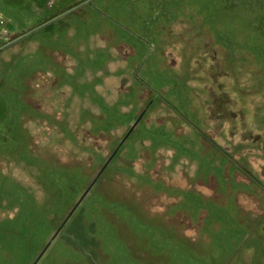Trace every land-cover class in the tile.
Returning <instances> with one entry per match:
<instances>
[{"label": "rangeland", "instance_id": "1", "mask_svg": "<svg viewBox=\"0 0 264 264\" xmlns=\"http://www.w3.org/2000/svg\"><path fill=\"white\" fill-rule=\"evenodd\" d=\"M0 13V264H264V0Z\"/></svg>", "mask_w": 264, "mask_h": 264}, {"label": "water", "instance_id": "2", "mask_svg": "<svg viewBox=\"0 0 264 264\" xmlns=\"http://www.w3.org/2000/svg\"><path fill=\"white\" fill-rule=\"evenodd\" d=\"M140 122V119L138 121H136V123L130 128V130L128 131V133L126 134V136L123 138L122 142L119 144V146L117 147V149L113 152V154L111 155V157L109 158V160L106 162L105 166L101 169L100 173L98 174V176L96 177V180L94 183H96L99 178L101 177V175L103 174L104 170L108 167V165L110 164V162L112 161V159L115 157V155L117 154V152L120 150V148L123 146V144L125 143V141L128 139V137L130 136V134L133 132V130L136 128V126L138 125V123ZM94 183L89 187V189L86 191L85 195L83 196V198L80 200V202L78 203V205L82 202V200L85 198V196L88 194V192L91 190V188L93 187ZM70 217V216H69ZM69 217L67 218L66 222L68 221ZM65 222V223H66ZM59 232H57L53 238L51 239L50 243L48 244L47 248L50 246V244L56 239V237L58 236ZM47 248L45 249V251L47 250ZM45 251L42 253V255L45 253ZM41 255V256H42Z\"/></svg>", "mask_w": 264, "mask_h": 264}, {"label": "built area", "instance_id": "3", "mask_svg": "<svg viewBox=\"0 0 264 264\" xmlns=\"http://www.w3.org/2000/svg\"><path fill=\"white\" fill-rule=\"evenodd\" d=\"M83 1H88V0H83ZM6 24L5 17L3 16L2 13H0V26H4ZM0 36L2 39L6 40L8 44H13L15 42V37L10 33V31L4 27L1 28L0 30Z\"/></svg>", "mask_w": 264, "mask_h": 264}, {"label": "trees", "instance_id": "4", "mask_svg": "<svg viewBox=\"0 0 264 264\" xmlns=\"http://www.w3.org/2000/svg\"><path fill=\"white\" fill-rule=\"evenodd\" d=\"M112 154H113V152H112ZM102 175H103V174H102ZM102 175H101V176H102ZM100 178H101V177H100Z\"/></svg>", "mask_w": 264, "mask_h": 264}]
</instances>
